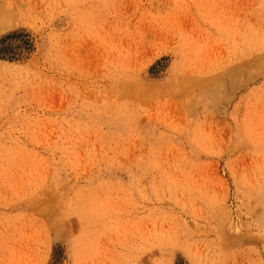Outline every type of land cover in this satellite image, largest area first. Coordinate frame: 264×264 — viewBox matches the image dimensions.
Here are the masks:
<instances>
[{"label":"rangeland","instance_id":"obj_1","mask_svg":"<svg viewBox=\"0 0 264 264\" xmlns=\"http://www.w3.org/2000/svg\"><path fill=\"white\" fill-rule=\"evenodd\" d=\"M0 264H264V0H0Z\"/></svg>","mask_w":264,"mask_h":264},{"label":"bare ground","instance_id":"obj_2","mask_svg":"<svg viewBox=\"0 0 264 264\" xmlns=\"http://www.w3.org/2000/svg\"><path fill=\"white\" fill-rule=\"evenodd\" d=\"M86 1V0H85ZM93 2V1H92ZM81 3H84V2H81ZM86 4V3H85ZM93 4V3H92ZM83 5V4H82ZM90 6H91V4H90ZM85 8V7H84ZM87 8V7H86ZM88 9H90V7L88 8ZM88 9H86L87 11H89ZM91 9H93V8H91ZM95 9V8H94ZM97 10V9H96ZM78 11V10H77ZM83 11V10H82ZM103 13V12H102ZM80 14V13H79ZM96 14V13H95ZM92 15V14H91ZM96 17H97V15H95ZM116 16V15H115ZM95 17V18H96ZM106 18V17H105ZM93 19V18H92ZM95 20V19H94ZM96 21H93V24L95 23ZM108 22V21H107ZM91 23V22H90ZM87 24H88V22H87ZM97 23H95V25H96ZM107 24V23H106ZM106 24H105V26H106ZM94 25V26H95ZM104 26V27H105ZM103 27V26H102ZM103 27V28H104ZM109 27V26H108ZM97 28V27H96ZM96 28H94V29H96ZM98 29V28H97ZM105 29H106V27H105ZM123 29V28H122ZM109 30H110V28H109ZM97 31V30H96ZM98 31H100V30H98ZM98 35H102L101 33L99 34V33H97ZM96 35V34H95ZM100 38V37H99ZM237 70H239V69H237ZM232 73H233V71H231ZM231 72H229L230 73V75L231 76H233V77H230V78H234V75H235V73H231ZM235 72V71H234ZM229 75V74H228ZM226 76H227V74H226ZM235 77H236V75H235ZM219 78H220V76H219ZM221 78H222V76H221ZM223 78H225V76L223 77ZM229 78V77H228ZM226 79H227V77H226ZM236 78H234V80H235ZM221 81H222V79H221ZM223 81H226V80H224L223 79ZM231 81V82H230ZM230 81H228V82H230V83H232L233 82V80L231 79ZM236 84V83H235ZM213 85V84H212ZM217 85V84H216ZM228 85H230V84H228ZM232 85H234V84H232Z\"/></svg>","mask_w":264,"mask_h":264}]
</instances>
